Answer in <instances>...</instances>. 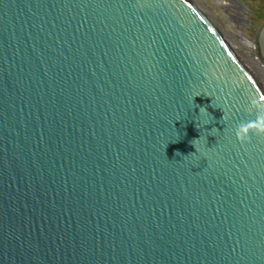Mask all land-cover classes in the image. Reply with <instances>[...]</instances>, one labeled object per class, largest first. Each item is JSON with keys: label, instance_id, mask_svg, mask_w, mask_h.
Listing matches in <instances>:
<instances>
[{"label": "water", "instance_id": "1", "mask_svg": "<svg viewBox=\"0 0 264 264\" xmlns=\"http://www.w3.org/2000/svg\"><path fill=\"white\" fill-rule=\"evenodd\" d=\"M252 101L203 0H0V264H264Z\"/></svg>", "mask_w": 264, "mask_h": 264}, {"label": "rangeland", "instance_id": "2", "mask_svg": "<svg viewBox=\"0 0 264 264\" xmlns=\"http://www.w3.org/2000/svg\"><path fill=\"white\" fill-rule=\"evenodd\" d=\"M233 1H235L236 4L233 3L228 6H225L223 4V3L230 4ZM233 1L232 0H203L205 5L210 10L222 34L224 35V37L230 44L231 48L234 50L236 55L239 56L253 70V73L262 82L263 85L261 83L260 84L263 87L264 86V70H262L260 66V64L262 63L261 61H259L257 56H256V62H255V59H253L251 55H249L250 53L248 54L246 50L241 49L238 46V43L236 42V39L233 35L234 34L233 27H234V22H237L234 16L236 15L235 12L240 13V15L237 17H240V19L243 17V20H244L243 21L244 25H242L243 31L248 37L255 39L258 29L264 21V0H233Z\"/></svg>", "mask_w": 264, "mask_h": 264}, {"label": "clouds", "instance_id": "3", "mask_svg": "<svg viewBox=\"0 0 264 264\" xmlns=\"http://www.w3.org/2000/svg\"><path fill=\"white\" fill-rule=\"evenodd\" d=\"M255 118L242 121L235 128V135L241 142H247L252 136H264V104L250 102Z\"/></svg>", "mask_w": 264, "mask_h": 264}, {"label": "bare ground", "instance_id": "4", "mask_svg": "<svg viewBox=\"0 0 264 264\" xmlns=\"http://www.w3.org/2000/svg\"><path fill=\"white\" fill-rule=\"evenodd\" d=\"M233 1V0H232ZM231 2V1H230ZM236 4L235 3V1H233L232 3H223L225 6H228V5H231V4ZM235 14L236 15H234L235 16V18H236V21L237 22H234V27H233V25H232V27H233V31H234V37H235V39H236V42L238 43V46L241 48V49H244V50H246L247 51V53L249 54V55H251V57L253 58V59H255V62H256V56H257V53H256V47H255V41H254V39L253 38H250V37H248L246 34H245V32L243 31V29H242V25H244L243 24V17L240 19V17H237V16H239L240 15V13H236L235 12ZM232 18H234V17H232ZM233 33V32H232ZM236 47V46H235ZM262 48H263V51H264V33H263V36H262ZM245 52V51H244ZM242 54V53H241ZM247 54V55H248ZM239 57V56H238ZM258 57V56H257ZM239 59L243 62V64L245 65V67L251 72V74L253 75V77L255 78H257V76L253 73V70L239 57ZM259 59V58H258ZM257 59V60H258ZM260 61V60H259ZM249 63V62H248ZM262 63V62H261ZM257 64H259V63H257ZM260 66H261V69L262 70H264V64L262 63V64H260ZM252 67V66H251ZM258 79V78H257ZM256 79V80H257ZM258 82H259V84L261 83L262 84V82L258 79L257 80ZM260 84V85H261ZM263 85V84H262ZM264 87V86H263ZM264 89V88H263Z\"/></svg>", "mask_w": 264, "mask_h": 264}]
</instances>
